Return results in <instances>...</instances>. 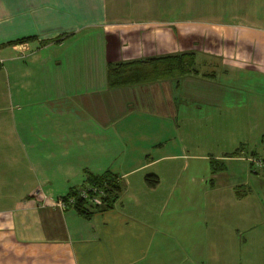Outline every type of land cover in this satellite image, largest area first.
Segmentation results:
<instances>
[{
  "label": "crops",
  "instance_id": "obj_1",
  "mask_svg": "<svg viewBox=\"0 0 264 264\" xmlns=\"http://www.w3.org/2000/svg\"><path fill=\"white\" fill-rule=\"evenodd\" d=\"M102 5L0 0V264H236L235 231L253 228L249 198L264 203L249 180L261 183L264 169L237 184L227 162L264 159V31ZM188 53L193 73L107 84L109 65ZM203 107L218 117L243 109L227 148L203 153L198 135L184 136L209 132L188 119ZM230 146L242 147L237 156H227ZM85 172H110L124 185L111 209L89 219L61 201Z\"/></svg>",
  "mask_w": 264,
  "mask_h": 264
},
{
  "label": "rangeland",
  "instance_id": "obj_2",
  "mask_svg": "<svg viewBox=\"0 0 264 264\" xmlns=\"http://www.w3.org/2000/svg\"><path fill=\"white\" fill-rule=\"evenodd\" d=\"M64 3H72L73 0H58ZM78 6H88L91 8L92 12H95L97 10L96 0H75ZM102 7L103 11L105 13H112V12H119L123 13L124 15H131V16H139V15H145V16H167L171 17L173 20H186L189 22H195V23H201V24H210V23H224V24H232L236 26H252L256 30H263L264 31V0H102ZM261 3V4H260ZM86 10V9H85ZM87 13L89 11H86ZM77 15L79 13L77 12V9L75 11ZM257 17L258 19H263L261 21L254 19V17ZM253 20V21H249ZM195 68V67H194ZM212 69H206V68H199L196 67V70H199V74L207 73V74H214V76H217L218 72L215 70L214 67H210ZM211 70V71H208ZM250 77H259V73L250 72L246 74ZM253 87L257 85H252ZM240 98L237 97L236 100H239ZM187 111L194 112L193 104L186 101L185 105ZM180 109V106H177V110ZM199 110L196 115L189 116V120H197L198 125L200 123H204L207 126H209V132L202 133L201 136H199L200 132L197 134L186 132L184 133L185 137L198 135L200 137L199 139H202V146L201 149L203 153L214 152V149L218 148L219 146L224 147L229 146L230 143L233 141H230L228 138V134L231 133L235 128L237 129L239 125V121L244 119L243 118V109H237V115H230L228 116H220L218 117L216 113V110H211L209 108L203 107ZM191 112V113H192ZM214 113V114H213ZM214 116V117H213ZM245 116V112H244ZM213 117V120L211 121ZM246 119H248L250 123L253 122L254 125L256 123L254 121L258 120L259 117L255 115H246ZM263 117H260V120H262ZM211 121V123H210ZM223 127L218 131L217 126ZM264 128V127H263ZM211 130H214V133H212ZM180 133L181 137L185 139V137L182 136L181 132H175L174 136L178 135ZM232 134V133H231ZM239 134V133H238ZM205 138H204V137ZM213 136V137H212ZM204 140H203V138ZM179 139V136H178ZM264 143V133H263V141ZM209 143V144H208ZM211 144V145H210ZM217 146V147H216ZM229 151L233 150L229 147ZM237 148V147H235ZM189 152H192L193 150L187 149ZM190 165L191 162H189ZM246 164V165H245ZM245 164L243 162H227V175L228 177L233 176L236 180L235 183L238 184V182H241L245 175H255L256 169H253L252 167H249V164L245 161ZM180 163H176L170 167V170L172 169L174 173H176L177 178H179V174L181 173L180 170ZM171 170V172H172ZM185 173H190L191 168L189 165L185 168ZM173 173V172H172ZM185 173H182L184 175ZM254 177V176H252ZM249 179V178H248ZM262 184L260 182H254L253 180H249V183L253 188L254 192H261L264 190V179L261 180ZM264 192V191H263ZM253 199V200H251ZM260 198H249V201H253L255 204V208L253 209V215L251 219V230H238L235 231V238L237 240V258H236V264H245L244 260L241 261V259L244 256H241L245 254L246 251H249L248 254L251 253L252 256L249 258H252L251 264H264V203L260 201ZM248 201V202H249ZM172 203L177 205V209H179L180 200L178 197L174 196L172 197ZM259 207V208H258ZM168 207L164 212V216H167L168 213ZM177 219H179V213H177L176 216ZM178 221V220H176ZM258 231V234L256 235ZM176 234V233H175ZM232 233L229 232H222V237H228L232 236ZM256 235V236H255ZM255 236V237H254ZM243 240H246V244H243ZM244 246V247H241ZM240 248V249H239ZM256 255V256H255ZM247 264H250L249 262Z\"/></svg>",
  "mask_w": 264,
  "mask_h": 264
},
{
  "label": "trees",
  "instance_id": "obj_3",
  "mask_svg": "<svg viewBox=\"0 0 264 264\" xmlns=\"http://www.w3.org/2000/svg\"><path fill=\"white\" fill-rule=\"evenodd\" d=\"M29 40H32V37L15 40L8 44H19ZM142 64L145 66H141ZM192 65L193 57L190 53L109 65L107 67V84L114 87L138 82L135 81L136 79L141 81L151 77H179L195 72ZM241 148L239 146L227 156H237ZM252 156L254 157V153H250V157ZM84 174L82 184L77 188L69 189L61 197V201L65 206H70L78 216L89 219L93 213L111 209L120 198L124 185L116 175L110 172L101 175L87 172ZM144 180L150 187L155 186L157 182L156 178L150 175L146 176ZM80 192H84L86 198H81Z\"/></svg>",
  "mask_w": 264,
  "mask_h": 264
},
{
  "label": "built area",
  "instance_id": "obj_4",
  "mask_svg": "<svg viewBox=\"0 0 264 264\" xmlns=\"http://www.w3.org/2000/svg\"><path fill=\"white\" fill-rule=\"evenodd\" d=\"M246 161L249 164V166H251L253 169H256V170L264 169V159L262 158L247 157ZM79 196L81 198H86V195L84 192H80Z\"/></svg>",
  "mask_w": 264,
  "mask_h": 264
}]
</instances>
